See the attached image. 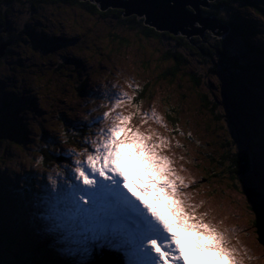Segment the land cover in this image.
I'll return each instance as SVG.
<instances>
[{"label":"rangeland","instance_id":"1","mask_svg":"<svg viewBox=\"0 0 264 264\" xmlns=\"http://www.w3.org/2000/svg\"><path fill=\"white\" fill-rule=\"evenodd\" d=\"M255 1L264 7V0ZM80 2L41 3V8L31 7L26 0L0 2V11L4 13L7 24L13 26L18 16L26 15L27 34H32L29 37L39 34L50 41L45 51L36 46L33 50L27 42L14 40L15 46L5 50L7 54L0 63V87L8 93L23 89L24 96L36 101L41 113L37 119L43 121L39 130L33 127L34 122L21 128L15 118L19 113L14 110L13 97L5 98L3 115L0 116V185L4 188V192L0 191V199H3L0 200V215L8 230L14 227L17 233L40 243L45 253L52 252L53 260L57 259L54 250L31 231L27 204L19 190L23 183L21 173L31 182L38 178L32 177L31 173H44L46 176L54 173L58 165L67 164V159L62 158V150L74 145L70 144L68 136V143L59 142L60 125L63 124L65 130L70 128L68 134L75 132L67 121L83 120L87 109L80 102L95 99L99 104L101 99L84 93L94 90L96 85L118 84L119 88L112 91L127 92L141 113H150L154 109L161 118V122L150 118L142 130L151 127L170 141V147L163 150L164 154L174 161V167L188 184L183 194L191 200L189 203L196 213H208V219L228 230L243 264H264V242L256 224L251 222L252 211L248 207L247 194L241 190L243 185L237 186L238 177L230 178L231 161L219 164L222 153L233 148V130L225 127L229 118L220 103L223 94L217 87V69L221 70V67L214 63L216 67H212L208 57L178 45L169 36H144L139 28H132L131 21L120 22L114 13L106 16L93 13L87 4ZM205 10L207 8H201L203 17H211ZM229 18L237 20L240 25L252 24L258 35L244 38L251 45L259 46L258 42L264 38L263 17L253 9L240 8ZM193 25L196 28L200 26L198 22ZM19 39L24 40V36ZM68 39L74 43H65ZM241 40L239 35L235 41L236 52ZM72 48L79 54L64 55L65 49ZM175 51L186 59L178 70L172 68L171 59L165 58L166 54ZM211 68H215L214 71ZM226 68L233 81L234 104L242 108L245 115L247 160L258 170L264 133L260 96L262 71ZM21 78L25 81L22 85ZM146 85L151 98H139L137 88ZM100 91H104L103 87ZM87 107L91 108V103ZM169 115L176 119L175 125L170 122ZM137 122L138 118H134L133 123ZM83 128L81 139L89 134V129ZM52 139L57 142L53 143ZM177 143L182 147H177ZM46 146L53 150V159L42 156L41 151ZM41 157L42 161L36 163ZM4 246L0 243V257L7 261L10 258ZM244 250H247V256ZM248 256L252 258L248 259Z\"/></svg>","mask_w":264,"mask_h":264},{"label":"snow or ice","instance_id":"2","mask_svg":"<svg viewBox=\"0 0 264 264\" xmlns=\"http://www.w3.org/2000/svg\"><path fill=\"white\" fill-rule=\"evenodd\" d=\"M188 7L194 11L190 4ZM163 9L182 11L183 5L175 0H137L133 5V10L148 15ZM225 19L231 23L230 18ZM26 21V15L18 16L13 32L6 30L5 21L0 41L6 51L15 46L13 41L19 40L21 31L27 29ZM33 41L34 46L48 50V38L36 34ZM65 43L74 41L68 39ZM222 43L228 48L229 38L225 37ZM258 44L264 65V38ZM73 52L79 54L72 48L65 49L64 55ZM217 74V87L223 94L220 103L229 118L225 127L233 130L232 151L238 156L237 186L243 185L241 190L247 194L251 222L264 229V133L257 170L247 160L246 120L243 109L234 104L231 75L226 67L218 68ZM24 82L21 78V85ZM118 88V84L96 85L94 90L84 93L101 99L99 104L95 99L81 101L87 109L83 120L67 121L73 128L89 129V134L80 140L75 139L77 133L73 132L75 146L62 150L67 164L58 165L54 173L46 176L31 173L34 178L38 176L31 182L21 173L23 183L19 190L27 204L31 231L57 256L43 264H189L186 253L194 257V264H243L228 230L208 219V213L197 214L183 194L188 184L163 151L170 147L168 138L151 127L142 130L150 118L156 122H161V118L154 109L141 113L127 92L112 91ZM260 96L264 113V68ZM6 97H13L14 110L19 113L15 118L21 128L34 122L33 127L39 130L43 121L37 119L41 113L36 101L24 96L23 89L8 93L0 87V116ZM89 103L91 108L87 107ZM134 118H138L137 123H133ZM59 131V142L68 143L63 124ZM176 146L182 147L179 143ZM185 243L191 247L185 248ZM244 251L247 256V250ZM0 264H5L2 258Z\"/></svg>","mask_w":264,"mask_h":264},{"label":"trees","instance_id":"3","mask_svg":"<svg viewBox=\"0 0 264 264\" xmlns=\"http://www.w3.org/2000/svg\"><path fill=\"white\" fill-rule=\"evenodd\" d=\"M21 2V0H3V2ZM31 7L38 8L41 6V3H49V2H60V1H69L73 2L75 0H26ZM80 4L84 5L87 4L89 6L90 11L93 13H99L104 16L114 13L117 15L120 22L121 21H131L132 28H139L142 35L147 37H156L160 38L163 36H169L170 38L174 39L178 42V45H184L191 51L197 50L199 54H202L205 58L208 57L209 61L212 64H218L223 70L226 66L229 68L230 66L232 69L240 68V70L246 71H262L264 65L259 60H262V52L260 46L251 45L250 42L245 39V36H253L258 35L255 33L254 26L250 25H240L238 22L231 20V23L226 21V17L229 18V15L235 13L236 11L240 10V8H250L253 9L259 16L264 18V7L259 5L255 0H213L210 1L209 4L211 5L206 12L207 14H211L215 17L219 22L225 24L228 27V31L226 34L220 36L215 35L211 31H206L203 36L196 35L192 36L189 39L184 35H174L168 31L159 32L154 28L146 25L144 23V17H139L135 14L130 15L128 17L123 16V9L115 10L112 8H108L104 12H100L98 6L96 4H92L90 2H80ZM43 7V6H42ZM41 8V7H40ZM189 10V7H187ZM123 18V19H122ZM5 23V16L4 13L0 11V29H3V25ZM7 31L13 32V26L11 24H7ZM29 32V31H28ZM54 35V34H52ZM242 38L239 44L238 52L235 51L236 43L235 41L238 39V36ZM24 36V40L19 39V41L27 42V45L34 50V41L31 36L27 34V30H22L20 33V37ZM30 36V37H29ZM55 36V35H54ZM57 36V35H56ZM225 37L229 38L230 44L228 48H225L224 44L222 43ZM57 37H53L56 39ZM123 44L122 41H120ZM201 43V44H199ZM190 44L189 46H187ZM196 45V46H192ZM37 51V50H36ZM7 54V53H5ZM5 54L0 57V63L2 64V60L5 58ZM167 59H171L173 62L172 68L174 70H178L186 63V59L183 57L182 54L179 52H172L165 55ZM241 63V64H239ZM212 65V67H216V65ZM239 64V65H238ZM215 68H211L214 71ZM137 96L140 98H144L148 96L151 98L148 92V86H141L137 88ZM148 94V95H147ZM170 122L175 125L176 119L173 116L169 115ZM70 128H66L68 132ZM84 128H75V132L77 135L75 136L76 140L81 139V135L84 134ZM73 133L68 134V138L70 139V144L73 141ZM2 140V136H0V141ZM75 146V145H74ZM42 156L48 159H53V150L46 148L41 151ZM56 157V155H55ZM58 158V157H56ZM248 159V158H247ZM231 161V169L229 172L232 173L230 176L231 179H235L238 177V172L235 170L238 167V156L236 153H233L230 149L224 151L220 157V162ZM1 186V185H0ZM0 191L4 192V188L1 186ZM3 201V199H0ZM1 203V202H0ZM12 229H14L12 227ZM256 230L259 233L260 238L264 242V229H260L256 225ZM7 231V232H6ZM21 234H17L12 230H8L7 225L4 223L3 216L0 215V243L4 244V249L6 248L7 254L9 255V260L5 261V264H43L45 261H52L53 258L48 253L43 251L42 245L39 243L34 242L32 239H23L20 237ZM1 258V257H0Z\"/></svg>","mask_w":264,"mask_h":264},{"label":"water","instance_id":"4","mask_svg":"<svg viewBox=\"0 0 264 264\" xmlns=\"http://www.w3.org/2000/svg\"><path fill=\"white\" fill-rule=\"evenodd\" d=\"M210 1L213 0H175L178 5H183L182 11L163 9L156 14L148 15L141 10H133V5L137 3V0H89V2H94L101 11L107 10L108 7L123 9L122 14L125 17L133 14L144 17V23L155 30L159 32L168 31L174 35H184L188 39L196 35L203 36L206 31H211L220 36L227 33L228 27L215 17H203L201 8H209L211 6ZM189 4L196 12L195 15H193V11L188 10ZM196 22L200 24L197 28L193 25ZM5 50L3 41H0V57L5 54Z\"/></svg>","mask_w":264,"mask_h":264},{"label":"bare ground","instance_id":"5","mask_svg":"<svg viewBox=\"0 0 264 264\" xmlns=\"http://www.w3.org/2000/svg\"><path fill=\"white\" fill-rule=\"evenodd\" d=\"M82 2H85V1H88L89 2V0H81ZM189 202L191 201V200H188ZM185 248H190L191 247V244H189V243H185ZM186 258H188L189 259V264H194V257H192L189 253H186Z\"/></svg>","mask_w":264,"mask_h":264}]
</instances>
